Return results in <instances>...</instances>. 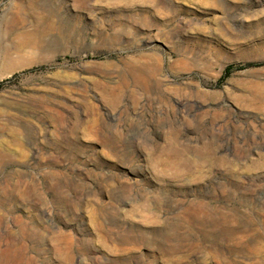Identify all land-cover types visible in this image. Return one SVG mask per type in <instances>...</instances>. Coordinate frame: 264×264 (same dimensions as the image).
I'll return each instance as SVG.
<instances>
[{"label": "rangeland", "instance_id": "374dc122", "mask_svg": "<svg viewBox=\"0 0 264 264\" xmlns=\"http://www.w3.org/2000/svg\"><path fill=\"white\" fill-rule=\"evenodd\" d=\"M0 264H264V0H0Z\"/></svg>", "mask_w": 264, "mask_h": 264}, {"label": "trees", "instance_id": "16d2710c", "mask_svg": "<svg viewBox=\"0 0 264 264\" xmlns=\"http://www.w3.org/2000/svg\"><path fill=\"white\" fill-rule=\"evenodd\" d=\"M232 68L228 67L226 70H225V73H224V76H228L231 72Z\"/></svg>", "mask_w": 264, "mask_h": 264}]
</instances>
